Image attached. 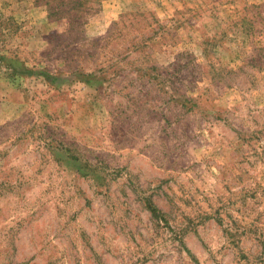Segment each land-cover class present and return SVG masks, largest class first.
Wrapping results in <instances>:
<instances>
[{"label": "rangeland", "instance_id": "rangeland-1", "mask_svg": "<svg viewBox=\"0 0 264 264\" xmlns=\"http://www.w3.org/2000/svg\"><path fill=\"white\" fill-rule=\"evenodd\" d=\"M0 264H264V0H0Z\"/></svg>", "mask_w": 264, "mask_h": 264}]
</instances>
